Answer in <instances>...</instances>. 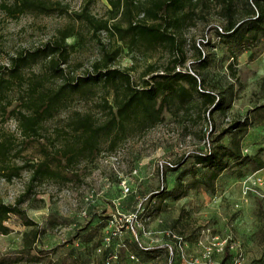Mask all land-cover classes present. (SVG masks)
<instances>
[{"label": "rangeland", "instance_id": "1", "mask_svg": "<svg viewBox=\"0 0 264 264\" xmlns=\"http://www.w3.org/2000/svg\"><path fill=\"white\" fill-rule=\"evenodd\" d=\"M52 1L68 4L71 15L84 0ZM249 1L204 0L175 30L185 58L176 72L193 73L201 87L218 90L223 97L231 95L225 113L208 115L195 94L181 109L177 102L171 103L159 124L148 129L130 125L113 148L103 142L98 154L75 166H68L65 158L60 162L54 158L53 167L60 175L35 183L18 205L28 187L29 172L22 170L11 182L2 175L14 167L39 163L43 147H50L57 134L65 136L68 123L77 114L90 113L104 120L114 93L102 84H90L84 93L67 98L58 114L44 123L38 138H24L11 111L22 110L21 98L49 72L47 61L39 58L20 70L21 78L13 79L16 57L52 43L59 30L75 27L79 39L67 40L74 49L61 65L63 76L48 78L43 89H56L86 77L104 52L114 49L119 54L110 67L126 72L137 87L152 77H146L151 69L161 72L169 67L173 57L162 48L143 54L132 52L114 37H94L68 15L26 13L13 17L6 9L16 0H0V79L10 80L12 85L9 98L0 100V145H9L5 159L9 170L0 172V204L18 207L34 223L26 227L19 216H9L4 223L9 233L0 235V264H102L97 248L112 232L119 237L113 242L116 249L121 242L127 245L115 264H233L237 255L242 264H264V210L255 195L250 194L243 203L241 190L245 178L258 170L252 165L241 167L230 158L228 168L211 181L210 171L196 165L194 156L222 145L231 151L238 147L242 156L264 162V40L241 53L236 41L222 35L228 25L225 8L232 5L233 18L238 19ZM107 9L106 0H95L90 7L96 16ZM244 122L247 131L240 138V128L230 127ZM110 219L113 224L107 226ZM230 232L234 241L228 246L229 256L215 253L207 259L212 239H223ZM134 239L148 249L164 254L172 251L171 261L162 254L158 259L139 257Z\"/></svg>", "mask_w": 264, "mask_h": 264}, {"label": "trees", "instance_id": "2", "mask_svg": "<svg viewBox=\"0 0 264 264\" xmlns=\"http://www.w3.org/2000/svg\"><path fill=\"white\" fill-rule=\"evenodd\" d=\"M204 0H106L109 9L102 16L93 15L90 7L95 0H84L77 12H69V5L61 1L52 0H16L13 6L7 7L10 15L17 16L26 13L42 15H68L74 23L81 25L94 37L104 34L116 38L117 41L124 43L132 52L147 54L151 50L162 48L172 53L173 61L170 66L161 72L151 69L148 75L152 77L142 81L141 86L137 87L131 82L130 76L117 69H112L119 50L106 51L101 60L93 65L92 73L86 77H77L70 82L60 85L56 89H43L44 83L48 78H59L63 76L62 64H66L70 58V52L74 49L67 40L78 37L74 26H68L57 32V39L52 43H47L43 48L26 54H22L14 60V70L11 72L12 78H21L20 70L27 64L35 63L39 58L47 61L49 75L42 80L32 84L30 93L21 98L22 110L13 109L14 120L17 124L20 135L24 138H38L44 123L58 114L59 109L68 97L77 93H84L90 84H102L107 90L114 93L113 105L109 107V113L104 120L97 115L90 113L77 114L68 123L65 136L57 134L52 138L50 147L42 149V159L37 164L31 166L14 167L7 175H2L7 182L19 177L22 170L29 172L28 187L21 195L17 204L22 203L25 194L28 193L35 183L51 181L60 175L58 169L53 167L52 160L57 158L60 162L66 159L68 166H75L81 159L92 158L101 150V145L106 142L110 148L117 143L118 138L130 125H137L139 129L152 128L163 120V111L168 110L171 103L177 102L179 109L197 95L202 102L208 115L215 112L225 113L231 106V95L223 97L215 89H206L199 85V78L190 72L177 71V67L185 64V58L179 47L175 30H179L184 19L193 15L195 9ZM244 15L238 19L233 18L232 5L225 8L228 16V25L222 34L227 39L236 41V45L241 48V53L250 51L257 43L264 40V0H250L245 4ZM149 22V23H148ZM178 52L181 54L179 57ZM251 52L250 60H253ZM204 61V60H203ZM202 60L200 63L205 64ZM208 62L206 61V64ZM154 74V75H153ZM37 88H42L38 91ZM12 85L8 79H0V100L6 101ZM8 105L3 109L6 110ZM264 109V106H263ZM247 122L231 125L230 130H238L242 138L247 131ZM229 132V131H226ZM218 138H216L217 141ZM238 141L236 137L233 139ZM7 143L0 145V172H8L6 157L9 153ZM51 149L53 154H51ZM224 150V154L221 151ZM218 145L216 149L210 148L195 156V164L207 168L210 171V180H215L218 175L229 166V159H233L239 166L252 165L255 170L264 167V162L257 157L242 156L240 149L235 151ZM221 155V157H219ZM173 170L175 168H172ZM206 182V188H209ZM22 198V199H21ZM19 216L22 224L31 227L34 223L25 213L16 206L0 204V235H7L9 229L4 225L9 216ZM112 220V219H110ZM110 222V221H109ZM107 222V226H109ZM38 232V231H37ZM37 232L35 231L34 237ZM111 234V233H110ZM27 236V235H25ZM103 237L101 246L97 248L102 257V264L112 256L117 259L112 261L115 264L120 258V250H127L125 243H119L114 247V241L119 238L110 236L109 242ZM125 245V248L121 246ZM135 249L139 257L146 255L158 259L162 251L147 249L134 239ZM229 247L226 248L224 255L229 256ZM131 260H135L130 255Z\"/></svg>", "mask_w": 264, "mask_h": 264}, {"label": "built area", "instance_id": "3", "mask_svg": "<svg viewBox=\"0 0 264 264\" xmlns=\"http://www.w3.org/2000/svg\"><path fill=\"white\" fill-rule=\"evenodd\" d=\"M242 186V202L247 201V197L252 194L255 195L259 201L260 205L262 206L264 210V168L258 171H255L251 175H249L241 184ZM127 192V189L125 190ZM236 208L239 207V205L235 206ZM113 224L112 220L109 222V226ZM110 236L112 237H118L117 233H111L105 238V241L108 243ZM119 238V237H118ZM234 241V235L233 233H229L227 237L223 239H218L217 237L213 238L209 247L207 248L206 251V258L209 259L213 254H223L225 249L233 244ZM122 248H125V245L122 244ZM148 249V248H147ZM169 256V262L171 261V255L172 251L167 252ZM117 256L114 255L111 258H109L105 264H111L112 261L116 260ZM233 264H242V257L240 255H237L233 259Z\"/></svg>", "mask_w": 264, "mask_h": 264}]
</instances>
